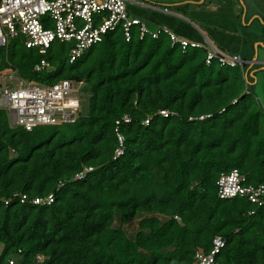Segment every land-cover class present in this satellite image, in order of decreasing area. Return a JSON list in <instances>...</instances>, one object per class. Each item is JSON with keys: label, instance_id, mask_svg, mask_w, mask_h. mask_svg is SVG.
<instances>
[{"label": "trees", "instance_id": "trees-1", "mask_svg": "<svg viewBox=\"0 0 264 264\" xmlns=\"http://www.w3.org/2000/svg\"><path fill=\"white\" fill-rule=\"evenodd\" d=\"M24 42L0 47V76L82 83L90 97L73 124L31 132L0 111V264H192L215 237L217 264H264V197L258 206L217 196L234 169L245 185L264 184V110L239 68L206 65L207 47L183 50L133 27L73 63L54 42L49 70L35 72L42 57ZM48 195L51 204L33 203ZM134 220L129 237L122 227Z\"/></svg>", "mask_w": 264, "mask_h": 264}, {"label": "built area", "instance_id": "built-area-1", "mask_svg": "<svg viewBox=\"0 0 264 264\" xmlns=\"http://www.w3.org/2000/svg\"><path fill=\"white\" fill-rule=\"evenodd\" d=\"M129 0H0V47L8 40L22 36L27 49H35L41 55L34 71H48L49 63L43 58L54 42L68 47V63L79 59L90 47L101 43L106 34L120 30L129 39L131 29H138L139 37L156 38L161 32L169 37L171 44L200 48L202 45L178 38L168 29L151 32L138 19H130L126 10ZM166 11V10H165ZM228 68H239L244 78V61L238 55H225L212 47L207 48L205 63L212 62ZM18 77V76H17ZM77 84V87H74ZM82 83L68 80L45 86L17 78L13 82L0 81V111L6 113L11 127L31 132L38 127L73 124L80 115L79 88ZM166 116L165 111L159 112ZM128 122L127 117L123 118ZM118 140L121 142V138ZM121 150L116 151L120 155ZM91 169L86 168L84 172ZM83 176L78 174L75 179ZM219 199L247 198L251 204L262 206L264 184L245 185L237 170L221 174L216 181ZM25 197H22L24 201ZM52 195L34 199L35 205H49ZM224 247V240L215 237L208 254L198 251L192 264H217L216 255ZM38 262L42 257L37 256ZM9 264L14 261L8 260Z\"/></svg>", "mask_w": 264, "mask_h": 264}, {"label": "crops", "instance_id": "crops-1", "mask_svg": "<svg viewBox=\"0 0 264 264\" xmlns=\"http://www.w3.org/2000/svg\"><path fill=\"white\" fill-rule=\"evenodd\" d=\"M194 2H183V0H176L173 2H164L166 5H161L164 8V13L173 16L178 21L182 20L185 21L187 27L189 26V32L183 34V32L179 31L180 33L175 34L178 38L183 39L190 43H196L202 46L207 47L206 43L209 45L208 47H212L215 50L225 54V55H238L244 61V70L248 72L247 79L244 78L249 86L258 84L260 85V90H257L258 95L255 96L258 104L264 110V0H230L232 8L230 9L232 15V27L227 28V32L233 33L234 36H238L244 40L243 32L241 31L240 27V17L242 16V21L246 22L247 16L250 17V21L243 26L246 27H253L252 32H248V44L244 41L241 44H237L238 51L236 53H225L224 50L216 46L215 39H217V35L220 29L219 25H214L208 19H204L198 17L199 15L197 10H194L195 6L201 8L202 10H212V9H219L222 11L223 9L227 8L228 3L226 0H218L213 2V0H191ZM198 1V2H197ZM229 1V0H228ZM183 2V3H181ZM173 3V4H169ZM168 5V6H167ZM170 5V6H169ZM184 5H188L184 7ZM239 11L237 10V6ZM207 6V7H206ZM176 8L172 13L167 8ZM222 7V8H221ZM229 11V8H227ZM166 10V11H165ZM195 11V12H194ZM219 11V10H218ZM213 12V11H212ZM192 13V17L190 16ZM173 32V31H172ZM250 37V38H249ZM204 39V42H202ZM207 47V48H208ZM245 51V52H244ZM247 66V67H246ZM247 68V69H245ZM253 79V81L251 80ZM251 82L249 83V82ZM259 97V99H258ZM261 98V99H260Z\"/></svg>", "mask_w": 264, "mask_h": 264}, {"label": "rangeland", "instance_id": "rangeland-1", "mask_svg": "<svg viewBox=\"0 0 264 264\" xmlns=\"http://www.w3.org/2000/svg\"><path fill=\"white\" fill-rule=\"evenodd\" d=\"M173 1H176V0H129V2L126 3V10L128 13V17L130 19H138L146 27V29L151 32L152 31L156 32L159 29H168L170 31H173V33L175 34L180 33L179 31L183 32V34L188 33L190 30H189V26L187 27V25L185 24L186 23L185 21H182V20L178 21V19H175L173 16L164 13L165 7L161 5H166L164 2H173ZM215 1H218V0H213V2ZM183 2H194V1L183 0ZM226 2L228 3L227 8H229V11L227 8L223 9L222 11L220 10V8L218 9L219 11L217 9L204 11L201 8L199 9V7H195V6H189V7L191 8L194 7V10L198 9L197 10L198 12L197 15H199L198 17L204 18L206 20L208 19V21H210L212 24L223 27L222 29L219 30L217 39H215L216 43L214 42V44H217L216 46L224 50L225 53H231V52L236 53L238 51L237 44L239 46V44H241L242 41H244V44L245 43L248 44L249 41L246 40L248 39V32L249 33L252 32L253 27L244 28L243 26H245V24H247L251 18L247 16L246 22H243L242 16H241L239 21H240V26H242L240 27V29L244 33L243 34V36L245 37L244 40L238 36H234L233 33L231 32H227L228 31L227 28L233 26L232 25L233 21H232V15L230 12V9L232 8V5L230 4L231 1L226 0ZM169 4H173V3H169ZM167 9L170 10V13L174 11L172 10V7L167 8ZM237 10L239 11L238 6H237ZM192 15L193 14L190 13L191 17ZM202 42H204L205 44L204 39H202ZM206 45L207 47L209 46L207 43ZM17 78L18 77L15 72H7L3 74L2 76H0V81L6 82V83L13 82L14 80L16 81ZM251 80L253 81V79ZM262 82H264V80ZM74 87H77V84H74ZM248 87H249V91H251L254 97L258 95L257 90H260V85L258 87V84L257 85L254 84ZM89 97H90V89L86 84H83L82 87L79 88L81 116H86L88 113ZM156 216L159 217L158 215ZM117 224H118V221L115 222V225ZM122 228L129 237H133L135 233L138 231L137 220L131 221L127 225L123 226ZM10 260L14 261V264L16 263V259L13 258Z\"/></svg>", "mask_w": 264, "mask_h": 264}, {"label": "water", "instance_id": "water-1", "mask_svg": "<svg viewBox=\"0 0 264 264\" xmlns=\"http://www.w3.org/2000/svg\"><path fill=\"white\" fill-rule=\"evenodd\" d=\"M194 3H195V2H194ZM167 6H168V5H167ZM169 6H170V5H169ZM247 74H248V72L246 71V72H245V78H246V79H247V76H248Z\"/></svg>", "mask_w": 264, "mask_h": 264}, {"label": "clouds", "instance_id": "clouds-1", "mask_svg": "<svg viewBox=\"0 0 264 264\" xmlns=\"http://www.w3.org/2000/svg\"><path fill=\"white\" fill-rule=\"evenodd\" d=\"M244 78H245V72H244ZM246 79V78H245ZM11 259H13V258H11Z\"/></svg>", "mask_w": 264, "mask_h": 264}]
</instances>
